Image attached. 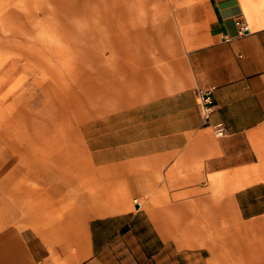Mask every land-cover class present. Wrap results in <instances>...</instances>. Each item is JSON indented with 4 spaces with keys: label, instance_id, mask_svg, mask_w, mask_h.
Returning a JSON list of instances; mask_svg holds the SVG:
<instances>
[{
    "label": "crops",
    "instance_id": "obj_1",
    "mask_svg": "<svg viewBox=\"0 0 264 264\" xmlns=\"http://www.w3.org/2000/svg\"><path fill=\"white\" fill-rule=\"evenodd\" d=\"M150 24L98 99L90 160L43 179L0 163V264H217L218 227L264 219V0L178 2Z\"/></svg>",
    "mask_w": 264,
    "mask_h": 264
},
{
    "label": "rangeland",
    "instance_id": "obj_2",
    "mask_svg": "<svg viewBox=\"0 0 264 264\" xmlns=\"http://www.w3.org/2000/svg\"><path fill=\"white\" fill-rule=\"evenodd\" d=\"M190 1L0 0V163L39 161L43 179L90 160L114 67L135 35ZM220 229L217 264H264V219Z\"/></svg>",
    "mask_w": 264,
    "mask_h": 264
},
{
    "label": "built area",
    "instance_id": "obj_3",
    "mask_svg": "<svg viewBox=\"0 0 264 264\" xmlns=\"http://www.w3.org/2000/svg\"><path fill=\"white\" fill-rule=\"evenodd\" d=\"M236 24L240 27L242 32L249 31V24L243 19H237ZM213 92L214 86H209L198 91L199 105L201 114L204 120H208L213 108ZM214 133L217 137L224 136L226 134V128L222 123H217L213 126Z\"/></svg>",
    "mask_w": 264,
    "mask_h": 264
}]
</instances>
